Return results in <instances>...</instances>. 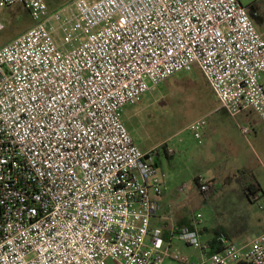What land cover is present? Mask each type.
<instances>
[{"label":"built area","instance_id":"2783aa9c","mask_svg":"<svg viewBox=\"0 0 264 264\" xmlns=\"http://www.w3.org/2000/svg\"><path fill=\"white\" fill-rule=\"evenodd\" d=\"M16 4L34 25L0 47V264H264V231L246 243L220 233L211 252L200 229L160 214L159 150H142L124 120L157 84L198 67L230 114L264 121V36L248 6L74 0L51 11L0 0ZM207 122L189 127L199 143ZM175 236L200 245V259L175 253Z\"/></svg>","mask_w":264,"mask_h":264},{"label":"rangeland","instance_id":"374dc122","mask_svg":"<svg viewBox=\"0 0 264 264\" xmlns=\"http://www.w3.org/2000/svg\"><path fill=\"white\" fill-rule=\"evenodd\" d=\"M45 1L51 9H56L65 7L74 0ZM240 1L245 6L258 2L261 19L256 22H263L259 27L264 31V0ZM49 3H52L51 6ZM0 23V47L12 42L34 25L23 4L0 7ZM57 41L60 39L57 38ZM218 105V99L208 81L201 70L195 67L192 71H182L157 84L139 102L124 110L125 123L139 147L144 151L153 148L159 150L156 160L160 162L167 181V189L163 195L166 193L168 207H165L164 215L172 217L179 226V222L185 219L194 223L196 214L202 213V221L195 225L198 229L207 228L201 234L203 241L213 236L214 230L222 221L226 223L227 212L237 203V195L232 196L230 190L236 185L235 178L239 171L249 169L251 172L247 171L246 175H255L264 185V121L256 113H249L248 118L254 122L257 134L251 128V133L245 135L238 128V123L231 120L217 131L207 122L203 130V142L199 143L194 138L190 125L202 116L213 118L211 113ZM245 112L244 110L242 114L244 119ZM243 120H239L242 125L251 126L247 120ZM165 144L174 149L171 154L173 159L165 157ZM214 144L219 154L223 152L224 155H220L223 162H200L198 153L205 148L214 147ZM214 158L218 160L217 157ZM211 169L214 179L207 182H214V190L204 193L195 184L194 178L197 172ZM216 178L221 179L224 187ZM240 191L241 188L238 187L237 192ZM252 208L259 211L258 214L264 213V209L261 210L258 204ZM153 224L161 227L157 220ZM172 250L190 261H196L202 256L200 245H188L176 236L172 239ZM163 264L179 262L173 257L167 258Z\"/></svg>","mask_w":264,"mask_h":264},{"label":"crops","instance_id":"0c3cea01","mask_svg":"<svg viewBox=\"0 0 264 264\" xmlns=\"http://www.w3.org/2000/svg\"><path fill=\"white\" fill-rule=\"evenodd\" d=\"M259 8H260V6H259ZM254 20L256 22L257 19L254 18ZM262 23L263 22H260V23L256 22V25H257L258 29L260 30V32L262 33V35L264 36V31H262L259 27V25ZM218 103H219V101H218ZM245 111H246L245 112L246 113V119L242 118V114L244 113V111H241L235 115H232L226 109H224L219 103V105L211 113L213 118L209 119L208 116H205V117H207V120L209 119L208 124H211L213 129L216 131L219 130L223 124L228 123L231 120H235L238 123L237 126L241 130L242 133H244L242 130L243 127L250 126V125H242L239 122V120L244 119V120H247L251 124L250 127L253 128L254 133L257 134L258 130H256V128H254V126H253L254 122H252V120H250L248 118L249 113H252V112L256 113V112L254 110H245ZM257 116H258V114H257ZM258 118L260 119L259 116H258ZM251 131H252V129H251ZM251 131L248 133H244V134L248 135L251 133ZM213 146L214 147L211 146L209 148H205L203 151L198 153L197 157H198V160L200 162L201 161L204 163H215V162L216 163L217 162L222 163L223 162L222 156H220V155H224L223 152L221 154H219L217 151L216 145L214 144ZM167 147H171V146L166 145V144L164 145V152L166 154L165 157L167 159H173L174 156L171 154H168L166 152ZM148 150H150V149H148ZM214 157H217L218 160H215ZM155 160H156V158H155ZM159 169H160L161 173L164 175L161 167H159ZM213 169H215V168L213 167ZM213 169H211V171L204 170V171L197 172L195 175V178H194L195 184H197L196 183L197 177H200V180H203L205 182H207L208 180H211V179L213 180L214 179V176L212 174ZM244 171L247 172V171H249V169H244ZM249 172H251V171H249ZM253 176L255 177V175H253ZM255 179L260 183V185L263 189V190L259 191V193H256L259 196V199L256 201L252 200V198H251V195H253V194H251L249 197L241 191L237 192L238 183H237L236 178H235L236 185L232 186L230 191L232 193V196H233V194L237 195V197L235 198L237 203L235 205H232V207L227 212V214L225 216L226 223L224 221H222L221 224L216 227V229L214 230V232L212 234L213 236H211L210 239L215 238L218 235V234L216 235V231H220L221 233H225L227 236H229L235 242L246 243V242H250L256 235H258L259 233L264 231V213L258 214L259 211L257 212L256 210H253V208H252L255 204H258L259 208L261 210L264 209V187H263L264 185H262L263 183L258 178L255 177ZM216 180L217 181L219 180L220 184L224 187L220 178H216ZM223 192H224V190H223ZM165 197H166V193H165V195H163L160 198L161 205H162V211L160 214H163V215H164L165 207H168V204L165 201ZM154 220H157V223H160L161 226H163L165 224V222L163 221L162 218L156 217V218H154ZM206 230H207V228H202V229H200V232L203 233Z\"/></svg>","mask_w":264,"mask_h":264},{"label":"trees","instance_id":"16d2710c","mask_svg":"<svg viewBox=\"0 0 264 264\" xmlns=\"http://www.w3.org/2000/svg\"><path fill=\"white\" fill-rule=\"evenodd\" d=\"M49 4L51 6L52 3H49ZM24 7L29 12L28 8L25 5H24ZM248 8H249V11H250L251 15L253 16V18L258 19V20L261 18L260 8H259V4L257 1L248 5ZM58 9H60V7L56 8V9L50 8L51 11H56ZM156 165L158 167H160V162L158 160H156ZM246 174H247V172L244 170L239 171V173L236 177V181L238 183V187L241 188V191L245 195L250 197L251 194L259 193V191H261L263 189H262L260 183L255 179L254 176H250V174L249 175H246ZM196 183L200 187V177L196 178ZM207 183L209 184V189L207 191H205L204 193H207L209 191L214 190V184H213L214 182H207ZM179 227L180 228H187V229H195L196 228L195 224H193L189 220H181L179 222ZM220 233H221L220 231H216V235L220 234ZM209 241H210V244H212L211 252L219 250V246L217 245L215 238L209 239Z\"/></svg>","mask_w":264,"mask_h":264}]
</instances>
